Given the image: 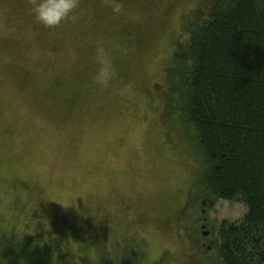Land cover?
Returning <instances> with one entry per match:
<instances>
[{"label": "rangeland", "instance_id": "rangeland-1", "mask_svg": "<svg viewBox=\"0 0 264 264\" xmlns=\"http://www.w3.org/2000/svg\"><path fill=\"white\" fill-rule=\"evenodd\" d=\"M215 1L120 0L117 15L107 0H81L75 20L46 28L28 0H0V252L9 264H222L217 225L245 205L210 198L211 248L186 249V233L200 241L192 219L208 197L188 196L198 162L163 102L175 94L163 76L174 45ZM99 47L115 73L108 87L93 79ZM189 217L190 227L178 223Z\"/></svg>", "mask_w": 264, "mask_h": 264}, {"label": "trees", "instance_id": "trees-1", "mask_svg": "<svg viewBox=\"0 0 264 264\" xmlns=\"http://www.w3.org/2000/svg\"><path fill=\"white\" fill-rule=\"evenodd\" d=\"M215 4L210 14L187 25L184 40L174 45L172 68L163 76L175 94L163 102L178 129L188 130L198 162V179L188 193H205L206 205L210 198L245 205L240 219L217 225L221 263L264 264V5ZM10 257L0 252L7 264Z\"/></svg>", "mask_w": 264, "mask_h": 264}, {"label": "clouds", "instance_id": "clouds-1", "mask_svg": "<svg viewBox=\"0 0 264 264\" xmlns=\"http://www.w3.org/2000/svg\"><path fill=\"white\" fill-rule=\"evenodd\" d=\"M114 14L122 11L120 0H107ZM258 5H264V0H256ZM30 13L36 23L46 28H55L77 18V10L81 7V0H28ZM97 60L101 67L95 73L93 79L101 87H108L115 73L109 62L105 59L102 47L97 48ZM0 264H7L0 258Z\"/></svg>", "mask_w": 264, "mask_h": 264}, {"label": "flooded vegetation", "instance_id": "flooded-vegetation-1", "mask_svg": "<svg viewBox=\"0 0 264 264\" xmlns=\"http://www.w3.org/2000/svg\"><path fill=\"white\" fill-rule=\"evenodd\" d=\"M188 196L191 197V195L189 193H188ZM203 201H202L203 207L201 208V212H200L201 215L198 217V219L197 218L196 219H192V221L194 222V225H197V228L199 229V231L201 233V238H200V241L199 242L202 241V244H198L199 242H197L196 240H193L194 235H192V234H187L186 233V236H185V239H184L186 241V249H190L192 247V248H194V250L196 252H198V251H202V252H205L206 251L207 252L211 248L210 242H212V239L210 237L211 236L210 233L212 231L210 230V228H208V222L206 221L207 218H206V215H205V213H206L205 207L207 205H205L206 203L203 202ZM167 219H168V216L165 218V220H167ZM184 221H188V222L187 223L184 222V224H183L180 221L178 223L180 225H182V226H185V225H189V227L191 226V218L190 217L189 218H186ZM189 227H188V231L190 230ZM131 237H133V236H131ZM135 241H136V239H135ZM136 243L138 245H136V246L130 245V247L129 246L128 247L129 248H135L136 250L140 251L139 242L136 241ZM118 261H119V258H116L114 264H119Z\"/></svg>", "mask_w": 264, "mask_h": 264}]
</instances>
